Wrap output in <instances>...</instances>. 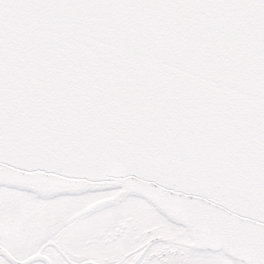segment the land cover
Returning a JSON list of instances; mask_svg holds the SVG:
<instances>
[{"label": "snow or ice", "instance_id": "snow-or-ice-1", "mask_svg": "<svg viewBox=\"0 0 264 264\" xmlns=\"http://www.w3.org/2000/svg\"><path fill=\"white\" fill-rule=\"evenodd\" d=\"M0 264H264V0H0Z\"/></svg>", "mask_w": 264, "mask_h": 264}]
</instances>
